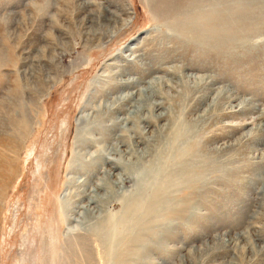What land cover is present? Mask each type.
Segmentation results:
<instances>
[{"label": "rangeland", "instance_id": "1", "mask_svg": "<svg viewBox=\"0 0 264 264\" xmlns=\"http://www.w3.org/2000/svg\"><path fill=\"white\" fill-rule=\"evenodd\" d=\"M0 264H264V0H0Z\"/></svg>", "mask_w": 264, "mask_h": 264}, {"label": "bare ground", "instance_id": "2", "mask_svg": "<svg viewBox=\"0 0 264 264\" xmlns=\"http://www.w3.org/2000/svg\"><path fill=\"white\" fill-rule=\"evenodd\" d=\"M87 3V2H86ZM126 85H128V86H130V85H133L132 84V82H129V84H127L126 82L125 83H123V84H121V86L122 87H125ZM154 85H153V83H151V86H149L148 88H146V89H144L142 92H141V95H144L145 93H147L148 95H154V94H156V93H158V90H157V92H155V88H156V85L153 87ZM137 94V93H136ZM130 95H126V96H124V97H122V98H119V100H117L116 102L117 103H119V104H123V103H125V102H127V101H129L130 99H131V96L129 97ZM138 100V99H137ZM139 104V103H138ZM150 106H151V104H150ZM142 109L139 107H133V112L134 113H137V114H139V112L141 111ZM152 116V115H151ZM154 117H156V116H152V117H148L147 119H146V121H149V120H154ZM175 127V126H174ZM176 128V127H175ZM17 137V136H16ZM163 145V144H162ZM161 146V145H160ZM159 146V148H160V151L159 150H157V158H156V163H158L157 165V167L159 168V164L162 162V161H164V158H163V152H164V150L166 151V149H167V147H166V149H163L164 148V146H161L160 147ZM171 147L172 146H170V149L169 150H171ZM165 155V154H164ZM166 156H168V154L166 155ZM183 158V157H182ZM182 163V162H181ZM184 163V162H183ZM186 163H184V165H185ZM124 169L126 170V167H124ZM165 169H163L162 170V175H161V178H160V183L158 184V186L157 187H159V185L163 182V181H165V180H169V179H171L172 177V175H174L172 172L174 171V168H170L169 169V173H168V177H165V174H164V171ZM176 170V169H175ZM184 171L185 173H188L189 172V166L187 167L186 165H185V167L184 168H182V169H180L179 171ZM146 171H148V169L147 170H143V169H139V171H138V173H139V175H140V177H136V179H135V176H134V184H137L135 187V189H136V192H135V194H133V195H129V196H123V197H121V198H117L118 200H119V202H121V209L119 210V213H117L118 215L120 214V216L122 215L123 217H124V219H127V218H129V223H130V227H129V229H128V232L127 231H125L124 233H126L127 235L130 233V232H132L133 230H138V234L136 233V236H135V238L132 240V241H137V242H139L138 243V246L139 247H142L141 245H143L144 243L142 242L141 243V240L138 238L141 234H143L144 232H150V231H152V230H154V228H156L157 226H159V223L161 222V221H159L160 220V217L161 216H166L167 215V213H168V211L169 210H173V208L174 207H171L170 206V195H172V193L171 192H168V190L171 188V189H173L174 187H170L169 185H171L170 183H168V187L167 188H165V189H163V190H161V193H160V195L158 196V198L156 199V200H154V197H155V194H153L151 197H153V200L152 201H150V203H149V205L146 207V213H145V216H141L140 215V213H138L137 212V209H136V203L138 202V199H140L141 198V195L143 194V193H141L139 190H144V184H147V180H148V178H151V179H153V177H155V176H152V175H150V172L149 173H147ZM167 171V170H166ZM166 171H165V173H166ZM140 173H142V175L140 174ZM176 173V172H175ZM167 174V173H166ZM184 174H182L181 176H183ZM188 175V174H187ZM193 177V176H192ZM195 177V176H194ZM132 178V177H131ZM191 178V177H190ZM157 180H159V179H157ZM187 180V179H186ZM170 187V188H169ZM169 188V189H168ZM158 190V188H155V191H157ZM164 190H166V191H164ZM145 197V196H144ZM116 199V196H109L108 197V199H110V200H108L107 198H106V200H105V202L106 203H109L112 199ZM144 200L145 201H143L142 203L145 205L147 202H148V198H144ZM142 207H144V206H142ZM68 209V208H67ZM140 212V211H139ZM116 214V215H117ZM115 215V216H116ZM114 215H113V223L116 225V227L119 225V223H121V222H123L122 220H120V219H118V218H114L115 217ZM137 220H139L138 221V223H137ZM161 224V223H160ZM129 225V224H128ZM127 225V226H128ZM132 225H134V227H133V229L131 230L130 228H131V226ZM97 229H96V234L97 235H99L100 234V230H99V227H96ZM172 228V225H170L169 226V228H167L168 230H170ZM117 229V228H116ZM148 229H151L150 231H148ZM167 230V231H168ZM88 232H90V231H88ZM116 232V231H115ZM123 234V233H122ZM121 234V235H122ZM120 240H125L124 238H122L121 236H120V238H119ZM108 240H110V238H108L106 241H104V245L106 244V242L108 241ZM111 243V242H110ZM113 243H114V241H113ZM110 245H113V244H110ZM114 256V255H113Z\"/></svg>", "mask_w": 264, "mask_h": 264}]
</instances>
